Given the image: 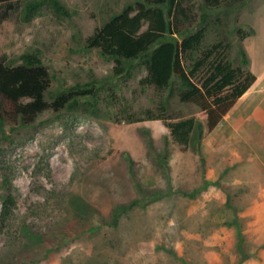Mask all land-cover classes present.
Here are the masks:
<instances>
[{
  "label": "rangeland",
  "instance_id": "rangeland-1",
  "mask_svg": "<svg viewBox=\"0 0 264 264\" xmlns=\"http://www.w3.org/2000/svg\"><path fill=\"white\" fill-rule=\"evenodd\" d=\"M28 1L0 3V61L39 56L51 76L49 101L74 85L92 88L74 110L3 124L0 264H238V243L242 264H264V124L208 130L206 112L180 101L176 84L170 93L141 82L142 59L123 62L117 74L113 60L85 48L96 28L138 0H59L68 16L44 2L25 22ZM203 2H182L179 26L205 29L186 68L220 42L214 56L264 83V0ZM157 114L195 117L201 127L181 145L163 120L147 118ZM136 199L144 204L129 207Z\"/></svg>",
  "mask_w": 264,
  "mask_h": 264
},
{
  "label": "trees",
  "instance_id": "trees-1",
  "mask_svg": "<svg viewBox=\"0 0 264 264\" xmlns=\"http://www.w3.org/2000/svg\"><path fill=\"white\" fill-rule=\"evenodd\" d=\"M8 1L11 0H0V3ZM203 1L207 7L219 4V0ZM44 2L55 13L69 15L59 0H30L23 6L22 21H30ZM182 2L184 0H138L133 5L129 4L96 28L87 37L85 48L97 50L105 59L113 60L117 74L123 72V62L142 59L146 76L141 82L152 84L158 90L168 89L170 93L176 88L180 101L196 102L206 112V127L212 130L248 90L256 76L241 66L234 67L220 53L214 56L221 48L217 47L220 42L204 50L203 56L195 59L192 67L187 69L183 58L200 49L205 29L200 27L191 32L179 26L181 16L185 15ZM253 32V28L247 33L238 29L241 38ZM240 54V63L246 66L249 58L245 50L240 49ZM20 60L18 64L0 61V130L4 123L29 125L45 110H74L79 107L80 99L91 93V86L74 85L49 101L46 92L51 85V76L41 58L33 53H24ZM206 65L205 76L195 81L196 73ZM174 84L177 86L173 89ZM164 106L165 103L161 105L162 112ZM147 118L163 120L172 139L181 145H187L194 129L201 127L195 117L171 121L164 114H157ZM10 198L3 201L4 208L8 201L11 202ZM144 201L133 200L129 207L144 204ZM121 210H115L114 215L117 216ZM237 248L241 254L238 264H242L247 254L240 243Z\"/></svg>",
  "mask_w": 264,
  "mask_h": 264
},
{
  "label": "crops",
  "instance_id": "crops-1",
  "mask_svg": "<svg viewBox=\"0 0 264 264\" xmlns=\"http://www.w3.org/2000/svg\"><path fill=\"white\" fill-rule=\"evenodd\" d=\"M253 121L264 124V83L259 81L258 77L227 111L215 129L222 124L236 131L239 125L243 126Z\"/></svg>",
  "mask_w": 264,
  "mask_h": 264
}]
</instances>
